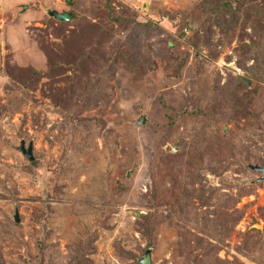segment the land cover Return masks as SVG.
Instances as JSON below:
<instances>
[{
  "label": "rangeland",
  "instance_id": "rangeland-1",
  "mask_svg": "<svg viewBox=\"0 0 264 264\" xmlns=\"http://www.w3.org/2000/svg\"><path fill=\"white\" fill-rule=\"evenodd\" d=\"M223 4L0 0L4 264H67L86 236L93 264H139L148 224L152 264H264V178L248 166L264 163V0H241L230 28ZM215 12L208 44L195 31ZM221 129L227 165L185 173Z\"/></svg>",
  "mask_w": 264,
  "mask_h": 264
},
{
  "label": "trees",
  "instance_id": "trees-1",
  "mask_svg": "<svg viewBox=\"0 0 264 264\" xmlns=\"http://www.w3.org/2000/svg\"><path fill=\"white\" fill-rule=\"evenodd\" d=\"M68 1V0H67ZM232 1H235V3L234 4H232ZM240 3H241V0H224V6H225V8H226V10H229V12L231 13V18H229V20H228V22H227V25H226V27H232V25L231 24H229L230 23V21H235V19L238 17V15H239V13H240V11H242V9H241V6H240ZM101 8L99 7V10H100ZM101 11V10H100ZM107 11H108V15H106V17L108 16V17H111V18H117V19H120L121 18V15L119 16H117V15H115L114 13H111L108 9H107ZM68 12L70 13V15H71V19H74V20H77V15H76V12H74L73 10H68ZM214 15H213V18H212V21L211 20H209V19H206L205 20V23L206 24H204L203 22H202V24H203V26H206L207 28H206V32H207V34H205L204 32H202V34H201V32H200V28H198V29H196V31H195V33H196V35L198 36V40H200V41H202V42H205V43H207L208 42V44H211L212 42H211V40L209 41V34H210V32H212V28H211V22H214V20H215V18H217L218 16L220 17V16H222V15H219V14H217L216 12L215 13H213ZM248 12H246V16H248ZM108 17H107V19H108ZM224 17V16H223ZM109 27H108V23H107V21L106 22H103L102 23V26L101 27H99V28H97V29H95L94 31H93V37H94V41H99L102 37H103V35H104V33H106L107 32V29H108ZM201 36L203 37V39L201 38ZM99 37V38H98ZM197 52H198V50H196ZM210 52H212V51H210ZM210 52H209V54H210ZM130 53V52H129ZM114 56H115V54L112 56V60L114 59ZM175 59H176V57H175ZM181 62H182V60H176V70H177V68H179V66H181ZM240 79H242V81L243 82H245L246 83V81H245V79L242 77V78H240ZM226 116V117H225ZM224 117L226 118V119H228V120H232L231 118H232V116L233 115H225ZM237 117H239V116H237ZM237 117H235V119L237 120ZM234 121V120H233ZM221 134H222V136L220 137L221 138V140L219 141L220 143L218 144L217 142H216V145H214V147L213 148H210L207 152H205L203 155H200V156H198V158H199V161L196 163V166H195V164H194V162L193 163H190V165H189V163H188V167L186 168V171H185V173H187L188 172V170L190 169V167H192V171L194 172V174H195V177L196 176H198V169L200 168V167H203L204 166V164L205 163H207L206 161H209V167L211 168V170H213V171H216V170H218V168H219V166H220V164L222 165V167H224L225 165H227V161L228 160H225V159H222V158H220V156L219 155H222V152L223 153H225L226 151H222L223 149H226V148H228L229 149V147H221V145L222 144H224L225 146H227V138L225 139V137H226V131L225 130H223V129H221ZM221 144V145H220ZM215 146H218V149H217V147H215ZM190 147V146H189ZM222 150H221V149ZM230 150V149H229ZM228 151V150H227ZM210 152V153H209ZM219 156V157H218ZM197 157V156H196ZM214 157L216 158V160H214ZM27 158V157H26ZM207 158H209V159H207ZM28 159V158H27ZM32 159V158H31ZM31 159H29V160H31ZM205 159V160H204ZM194 160V159H193ZM204 160V161H203ZM195 161V160H194ZM211 161V162H210ZM203 162V163H202ZM244 163L245 162H243L242 163V165H240V166H242V169L243 170H250V168L249 167H247L246 165H244ZM252 183L250 182V180L248 181V180H245L244 181V183H243V185H242V187H239V193L237 192V194H238V196L240 195V194H243V193H247V192H249L250 190H251V188H252ZM241 188V189H240ZM238 216V215H237ZM216 223V222H215ZM204 224H206V220H204ZM151 227H152V224H148V225H146L145 227H144V230L142 231V234L145 236V244L143 245V247H140V249L144 252V250H145V248L146 247H148V246H150L151 244H153V239L151 238V233H150V230H151ZM93 240H94V237H92V236H86V239H84L83 241H80V242H78V243H76L75 244V246H74V248H72L71 249V255H70V257L68 258V260H67V264H93V261L91 260V258H90V254L94 251V245H93ZM257 240V239H256ZM259 243H261L260 241H258V244ZM263 243H264V241H263ZM252 247H254L253 246V244L251 245V248ZM261 257H260V256ZM130 256H132V257H134V259L137 261V257H136V254H131ZM201 257L203 258V259H205V260H208V262L206 263L205 262V260L203 261V260H201ZM200 258H197L199 261H201L200 262V264H212V262L210 261V259H208L206 256H201ZM255 259H257V260H259V261H261V260H264V250H262V252H260L259 254L258 253H256V257H254ZM262 262V261H261ZM138 263V262H137ZM0 264H4V261H3V257H2V253L0 252ZM140 264V263H139ZM214 264V263H213ZM240 264H242V263H240Z\"/></svg>",
  "mask_w": 264,
  "mask_h": 264
},
{
  "label": "water",
  "instance_id": "water-1",
  "mask_svg": "<svg viewBox=\"0 0 264 264\" xmlns=\"http://www.w3.org/2000/svg\"><path fill=\"white\" fill-rule=\"evenodd\" d=\"M65 1H67V0H65ZM24 8H25V4L24 3H21L20 4V9L22 10ZM42 9H43V11L47 12L50 15H53L54 17L60 18V20H69V19H71V15H70V13L67 10H61V11H59V9H57L56 7H53V6H45ZM245 81L247 83L250 82L249 79H245ZM143 120H144L143 119V116H140L139 119L136 122L143 123ZM20 148H21L22 152L24 153V155L28 159H31L32 158L33 153H32V144H31V141L29 142V144L27 146H25L24 139H21ZM248 166L251 169L260 172V177L257 180L264 178V163L261 164V165H258V164H248ZM16 212H17V209H16ZM16 212H14V219L15 220L17 219ZM257 225H258V223H255L254 224V226L260 227V225L259 226H257ZM151 250H152V246H148V247L145 248L144 253L142 254V256H140L138 258V261L141 264H152Z\"/></svg>",
  "mask_w": 264,
  "mask_h": 264
},
{
  "label": "bare ground",
  "instance_id": "bare-ground-1",
  "mask_svg": "<svg viewBox=\"0 0 264 264\" xmlns=\"http://www.w3.org/2000/svg\"><path fill=\"white\" fill-rule=\"evenodd\" d=\"M260 224H258V226H259Z\"/></svg>",
  "mask_w": 264,
  "mask_h": 264
}]
</instances>
